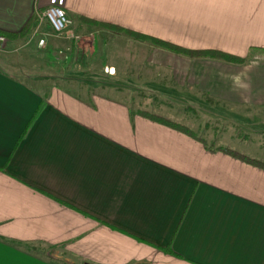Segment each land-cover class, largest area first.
<instances>
[{
	"label": "crops",
	"instance_id": "obj_1",
	"mask_svg": "<svg viewBox=\"0 0 264 264\" xmlns=\"http://www.w3.org/2000/svg\"><path fill=\"white\" fill-rule=\"evenodd\" d=\"M48 5L74 31L91 26L84 18L239 62L133 37L181 74L153 89L183 105L162 112L115 82L76 91L54 69L27 79L0 66V264H264V164L185 114L264 109V0H0V29Z\"/></svg>",
	"mask_w": 264,
	"mask_h": 264
},
{
	"label": "rangeland",
	"instance_id": "obj_2",
	"mask_svg": "<svg viewBox=\"0 0 264 264\" xmlns=\"http://www.w3.org/2000/svg\"><path fill=\"white\" fill-rule=\"evenodd\" d=\"M138 26L144 27L143 21L140 25L137 24ZM103 27L97 24L77 29V31L72 28L73 36L60 38L55 36L47 26L43 34H39L44 38L42 45L37 43V36L33 35L32 31L22 38L6 39V41L0 42V66L5 69L10 68V71L14 73L19 71L20 76L29 75L30 77L27 79H31V75L39 74L56 73L59 77L66 75L71 81L67 84H60L76 91L86 88L93 90L94 87L95 90H98V86L110 85L115 82L120 86L137 89L133 101H135V105L146 110L152 108L151 111L154 109L161 111L162 107L166 106L170 108L171 106L173 108H179V105L183 106L177 103L181 100L163 99L159 96V90L153 92V89L159 88L161 85L175 87L177 85L176 77L178 80L181 78V74L175 66L169 68L160 66L161 61H165L164 51L151 50L150 56H147L149 53L148 43L152 44L150 41H136L131 35L115 30L111 32L110 29ZM157 29L153 28V32H156ZM157 31L161 32V30ZM153 35L171 41L175 39L174 36ZM167 57L171 59V62L178 59L175 54ZM145 59L151 60L152 67H143ZM50 62L54 64L48 66ZM139 63L141 64L139 65ZM112 64L115 65L117 78L110 77L114 75H110V72H113V68H109ZM52 69L55 70V73L50 72ZM119 76L124 77L120 78ZM185 84L190 86L189 83ZM103 91L108 95L122 96L113 90L105 89ZM182 96L185 97V95ZM209 105H217V103ZM230 106L238 107V105ZM230 106L228 108H231ZM199 110L192 109V113L185 110V114H190L188 116L194 120L193 122L200 124L210 118V134L212 132V135L217 138V143L231 146L237 151L255 152L257 154H251L252 157H258L259 161L264 162V159L259 156H264V109L261 111L244 110L241 115L235 113L233 115L209 114V116ZM224 110H228L227 106H224ZM233 110L239 111V109Z\"/></svg>",
	"mask_w": 264,
	"mask_h": 264
},
{
	"label": "trees",
	"instance_id": "obj_3",
	"mask_svg": "<svg viewBox=\"0 0 264 264\" xmlns=\"http://www.w3.org/2000/svg\"><path fill=\"white\" fill-rule=\"evenodd\" d=\"M79 25H82V23H89L91 25H97L98 22H94L92 20H87V19H79L77 21ZM36 25V18L34 15H32L31 17L28 18V20L24 23V25L22 26V28L20 30H18L17 32H12V31H7V30H3L0 29V35L5 37L8 40L11 39H15V38H22L24 36H26L27 34H29L35 27ZM98 25L101 26H107L109 24H105V23H98ZM133 37H135L136 39H143L146 38L148 40H150L154 45L159 46L165 50L171 51L175 54H179V55H183L189 58L192 57H209V58H217V59H222V60H228V61H233V62H239V58L234 57L232 55H229L227 53L224 52H220V51H216V50H190V49H185L181 46H178L176 44H173L171 42H167V41H163L157 38H153V37H149V36H145L142 34H132ZM243 61L242 59H240V62ZM173 124V123H172ZM176 125V124H173ZM177 126V125H176ZM186 131V130H185ZM259 164H264V162H260L257 161ZM165 251L169 252L172 254V251H170L168 248H165Z\"/></svg>",
	"mask_w": 264,
	"mask_h": 264
},
{
	"label": "built area",
	"instance_id": "obj_4",
	"mask_svg": "<svg viewBox=\"0 0 264 264\" xmlns=\"http://www.w3.org/2000/svg\"><path fill=\"white\" fill-rule=\"evenodd\" d=\"M36 18V25L32 30L33 35L41 34L40 28L46 24L50 31L57 37L69 38L73 36L72 21L56 5H48L43 9H35L33 12ZM6 41V38L0 35V42ZM37 43L42 45L43 38L37 36Z\"/></svg>",
	"mask_w": 264,
	"mask_h": 264
},
{
	"label": "water",
	"instance_id": "obj_5",
	"mask_svg": "<svg viewBox=\"0 0 264 264\" xmlns=\"http://www.w3.org/2000/svg\"><path fill=\"white\" fill-rule=\"evenodd\" d=\"M84 264H86V263H84Z\"/></svg>",
	"mask_w": 264,
	"mask_h": 264
}]
</instances>
